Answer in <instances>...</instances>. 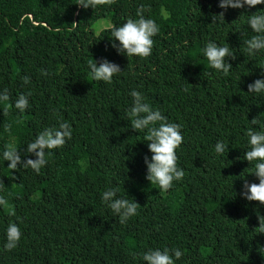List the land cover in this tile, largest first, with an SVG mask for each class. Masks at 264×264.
Returning <instances> with one entry per match:
<instances>
[{"label": "trees", "instance_id": "obj_1", "mask_svg": "<svg viewBox=\"0 0 264 264\" xmlns=\"http://www.w3.org/2000/svg\"><path fill=\"white\" fill-rule=\"evenodd\" d=\"M78 2L0 0V92L10 97L0 103V196L8 202L0 206V264H145L143 253L165 248L182 251L176 264H264V234L255 230L264 205L241 194L245 181L259 183L256 162L244 155L247 129L264 130L251 124L258 117L264 125V93L248 92L264 79V51L249 55L244 41L256 34L249 16L264 4L225 10L219 0H114L85 9ZM141 5L160 31L150 56L128 57L113 47L112 29L138 19ZM220 12L225 21L213 22ZM99 19L110 25L95 33ZM210 41L236 56L227 76L202 52ZM103 59L121 68L111 83L92 79L89 62ZM133 90L180 125L177 166L185 175L167 192L146 179L152 153L147 129H132L128 116ZM28 92L21 113L14 103ZM61 120L72 138L46 154L39 174L8 168L7 145L35 159L27 145ZM220 141L223 154L215 152ZM108 188L140 204L137 215L121 224L101 199ZM11 222L22 237L8 251Z\"/></svg>", "mask_w": 264, "mask_h": 264}, {"label": "clouds", "instance_id": "obj_2", "mask_svg": "<svg viewBox=\"0 0 264 264\" xmlns=\"http://www.w3.org/2000/svg\"><path fill=\"white\" fill-rule=\"evenodd\" d=\"M114 0H79L77 5L87 9H95L97 6L112 4ZM264 4V0H219V7L227 10L228 8H253ZM146 9L141 5L137 9L136 15L138 19L129 18L126 23L112 29L113 47L121 54L128 57L146 58L151 55L154 44L153 37L156 36L160 28L155 20L145 18ZM164 17H168V13H163ZM225 21V12H220L213 16V22ZM251 30L256 33L251 38L244 41L245 51L249 55H255L257 52L264 51V12H256L249 16L247 21ZM119 41V45L115 43ZM204 56L209 62V66L217 72H222L227 76L233 65L228 62V58L236 59V56L228 47L219 46L215 42H208L202 49ZM91 76L94 81H103L111 83L113 77L119 74L121 68L118 64L110 62L107 59L101 61L89 62ZM42 74L47 76L46 70H41ZM24 84L31 82L29 76L22 77ZM249 93H264V79H257L248 85ZM133 98V106L128 112L131 119L132 129L137 132H144L147 129L145 139L148 141L147 146L152 153L151 159L145 157L147 165L146 179L151 184L158 186L159 190L167 192L173 187L175 181L184 178V170L177 166L176 150L183 143V136L180 125L177 123H169L167 117L159 110H153L150 104L145 102V98L141 92L133 90L130 93ZM31 92L26 95L19 94L14 103V107L21 113L30 107L28 97ZM10 99L8 90L4 89L0 92V103L8 102ZM8 114L7 109L4 115ZM252 125L261 124L260 119L255 117L251 120ZM71 124L61 120L59 128H45L39 132L35 140L29 143L25 149L26 153L34 155L35 159L22 160L20 151L12 144L6 146L3 152V159L10 162L8 168L16 170L18 166L25 169L31 168L37 174L47 165L48 160L46 154H50L51 150L63 147L67 140L72 138ZM6 130L11 131V125H6ZM246 135L249 137V150L246 151L244 159L250 162H256L252 174H254L259 183H249L245 181L243 185L242 196L248 201L258 202L264 205V130L256 131L252 127L247 129ZM228 146L220 141L215 145V152L223 154ZM2 188V185H0ZM118 188H108L101 194L102 201L119 216L121 224L126 223L130 218L137 215L140 204L136 201H130L125 198H117ZM0 206L8 207L7 200L0 196ZM14 215L15 213H10ZM259 227L255 230L258 234H264V215L258 216ZM22 237L21 230L17 223L11 222L6 229L5 248L8 251L15 249ZM183 253L179 248L168 249L163 251L160 249L148 250L142 254L145 264H176V260L182 257Z\"/></svg>", "mask_w": 264, "mask_h": 264}, {"label": "rangeland", "instance_id": "obj_3", "mask_svg": "<svg viewBox=\"0 0 264 264\" xmlns=\"http://www.w3.org/2000/svg\"><path fill=\"white\" fill-rule=\"evenodd\" d=\"M110 25L108 19H99L93 24V29L95 33H98L101 29L108 27Z\"/></svg>", "mask_w": 264, "mask_h": 264}]
</instances>
